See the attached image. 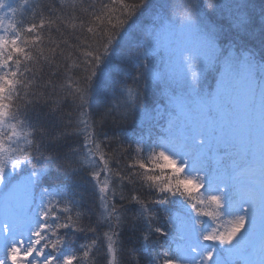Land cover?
<instances>
[{
	"label": "snow or ice",
	"instance_id": "obj_1",
	"mask_svg": "<svg viewBox=\"0 0 264 264\" xmlns=\"http://www.w3.org/2000/svg\"><path fill=\"white\" fill-rule=\"evenodd\" d=\"M119 3L114 21L98 0H0V264H254L264 7L161 3L149 32L132 23L148 0ZM130 60L163 86L154 134L141 93L123 100ZM242 77L243 110L227 86Z\"/></svg>",
	"mask_w": 264,
	"mask_h": 264
},
{
	"label": "trees",
	"instance_id": "obj_2",
	"mask_svg": "<svg viewBox=\"0 0 264 264\" xmlns=\"http://www.w3.org/2000/svg\"><path fill=\"white\" fill-rule=\"evenodd\" d=\"M138 2L139 0H124V3L128 5H132ZM184 2L185 0H148V3L145 6V8L135 13V16L133 17V19L135 20L132 23H136V27L142 26L145 31L150 32L152 30L150 26V22L153 16L158 11V9H156L155 6L161 3H167L169 5H177ZM195 2L204 5L209 3V0H195ZM221 2L227 4V3H231L232 0H221ZM249 2L253 6V9L257 14V18H258V14L261 11V8L264 7V0H249ZM100 4L108 5L110 8L113 9L112 16L114 21L116 17L121 16L122 9L119 0H116V3H113V0H98V10ZM104 11H107V9H104ZM201 11H203L202 8ZM169 14H171V9L169 10ZM177 14L178 15L181 14L179 10H177ZM209 15H214V14L209 13ZM215 15L217 19L225 18L226 12L224 17H222L219 12H217ZM229 39H231V37H229ZM128 54L131 53L129 52ZM116 63L121 65L122 71L120 72V77L125 81V83L120 86L121 90L124 91L123 100H128L129 103H131L132 99L129 98V91H131L133 99L135 97V94L139 91L142 95L144 103L148 104V111L152 112L153 107H157L158 111H163L162 109L158 108L160 101L164 98L163 86L159 85L158 81H153L150 77L147 80H145L140 75V72L137 71L135 60H130L125 63L116 61ZM157 65H159V58L157 60ZM98 83H99V79H98ZM212 83H213V77L209 75V77L203 83L202 86H204L205 88L208 87L210 89ZM104 87L107 89L109 94L112 93V88L109 85L106 84L104 85ZM123 100H121V103H123ZM141 106H143V104ZM152 115L155 116L156 113L152 112ZM160 120H161V115H157L155 117L147 116L145 118V124H144L146 131L154 134V130L159 126L157 122ZM135 127L136 126L133 124L132 121H129L126 125H124V128L126 129L127 134L129 136L134 135L133 129ZM21 146L23 147L24 145L21 143ZM5 147H9V146L6 144ZM11 147H15V145H12ZM137 258L140 259V264H147V262L141 257L140 253H137Z\"/></svg>",
	"mask_w": 264,
	"mask_h": 264
},
{
	"label": "rangeland",
	"instance_id": "obj_3",
	"mask_svg": "<svg viewBox=\"0 0 264 264\" xmlns=\"http://www.w3.org/2000/svg\"><path fill=\"white\" fill-rule=\"evenodd\" d=\"M168 43L169 40L167 38H164L163 40L159 41V46L166 47ZM177 78L179 79V72H177ZM262 83H264V81H262ZM227 86L230 91L234 90L233 100L241 108V110H243L247 104V98L250 90V82L242 77L241 79L235 82L229 81ZM217 87L219 88V85ZM256 137L257 141H259L260 130L258 125L256 127ZM0 214H2V209H0ZM224 226H226V224ZM236 258L237 257L235 254H232L227 257V259L231 261H235ZM248 258L254 261V264H259V261L261 259H264V255L261 254L258 243L257 246L249 253Z\"/></svg>",
	"mask_w": 264,
	"mask_h": 264
}]
</instances>
